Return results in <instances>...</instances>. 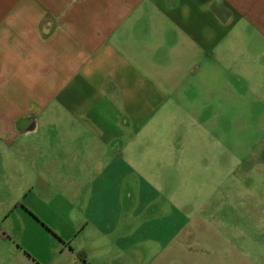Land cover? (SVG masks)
Segmentation results:
<instances>
[{"label":"crops","instance_id":"crops-1","mask_svg":"<svg viewBox=\"0 0 264 264\" xmlns=\"http://www.w3.org/2000/svg\"><path fill=\"white\" fill-rule=\"evenodd\" d=\"M243 88L264 90V0H0V182L23 183L0 260L25 232L22 264H260L228 229L122 228L109 206L162 116L219 120Z\"/></svg>","mask_w":264,"mask_h":264},{"label":"rangeland","instance_id":"rangeland-1","mask_svg":"<svg viewBox=\"0 0 264 264\" xmlns=\"http://www.w3.org/2000/svg\"><path fill=\"white\" fill-rule=\"evenodd\" d=\"M240 91L238 102L226 94L224 115L219 120L209 116L210 123L204 124L192 116H162L147 137L137 140L136 165L127 172V186L110 188L109 206L117 210L114 222L119 221L122 228L171 225L192 230L204 223L211 229H228L241 236L243 250L257 256L260 264L264 261V90L256 89V94L246 88ZM1 182L0 227L12 201L10 195L23 190L18 179ZM73 189L57 187L54 191L67 194ZM79 190L83 195L93 194L91 187ZM120 191L124 197L132 194L139 198L130 206L125 203L120 211ZM134 208L140 213L135 219ZM30 231L37 233L33 228ZM28 238L23 232L21 239L8 241L18 252L14 264H22L18 259L31 240ZM38 240L43 239L36 234L34 242ZM9 261L3 259L0 264Z\"/></svg>","mask_w":264,"mask_h":264}]
</instances>
